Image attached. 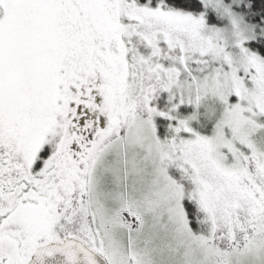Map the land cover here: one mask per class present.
<instances>
[{
    "label": "snow or ice",
    "instance_id": "6c2138e0",
    "mask_svg": "<svg viewBox=\"0 0 264 264\" xmlns=\"http://www.w3.org/2000/svg\"><path fill=\"white\" fill-rule=\"evenodd\" d=\"M0 264H264V0H0Z\"/></svg>",
    "mask_w": 264,
    "mask_h": 264
}]
</instances>
